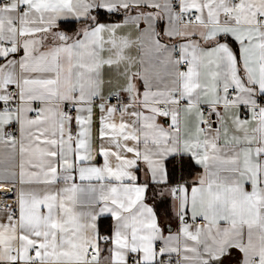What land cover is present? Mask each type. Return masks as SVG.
I'll return each instance as SVG.
<instances>
[{"label": "snow or ice", "instance_id": "obj_1", "mask_svg": "<svg viewBox=\"0 0 264 264\" xmlns=\"http://www.w3.org/2000/svg\"><path fill=\"white\" fill-rule=\"evenodd\" d=\"M0 264H264V0H0Z\"/></svg>", "mask_w": 264, "mask_h": 264}]
</instances>
